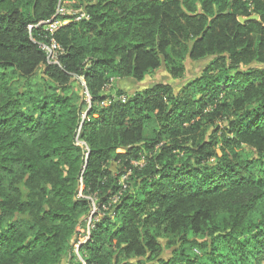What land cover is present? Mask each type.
Listing matches in <instances>:
<instances>
[{"label": "trees", "instance_id": "16d2710c", "mask_svg": "<svg viewBox=\"0 0 264 264\" xmlns=\"http://www.w3.org/2000/svg\"><path fill=\"white\" fill-rule=\"evenodd\" d=\"M64 262L264 264V0H0V264Z\"/></svg>", "mask_w": 264, "mask_h": 264}, {"label": "rangeland", "instance_id": "374dc122", "mask_svg": "<svg viewBox=\"0 0 264 264\" xmlns=\"http://www.w3.org/2000/svg\"><path fill=\"white\" fill-rule=\"evenodd\" d=\"M78 6L79 5L75 3H66V4H63L61 8L65 9L69 13H72V12H75L76 10H81L80 8H78ZM209 61H210L209 59H206V60L194 62L187 58L184 61L185 78L183 80H174L171 77V75L168 73V71L165 69V67H163L159 69L158 71L154 72L153 74H151L150 77H148L146 81H144L143 83L134 82L132 79H127L125 81L115 80L111 84L110 83L108 84L106 93L112 96V99L114 100L117 99L116 94L119 91L131 97L135 94L136 91L142 90L144 88L153 87L154 85L159 84V83L170 84L173 86L175 91L178 92L185 83L200 77L204 68L209 63ZM122 99H126V97L123 96ZM97 214L99 213L96 210L94 212L95 217L97 216ZM81 233L84 235L85 232H83L82 230ZM81 241H84V238L81 239ZM77 260H78V257H77ZM63 264H67V263L64 262Z\"/></svg>", "mask_w": 264, "mask_h": 264}, {"label": "built area", "instance_id": "2783aa9c", "mask_svg": "<svg viewBox=\"0 0 264 264\" xmlns=\"http://www.w3.org/2000/svg\"><path fill=\"white\" fill-rule=\"evenodd\" d=\"M61 7L59 8V10L57 11V14L55 15V17L51 21L43 22V23H40L39 25H48V27H49L48 31H50V33H53L59 27H61L62 25H66L71 21L80 22L82 20H89V16L83 10H76L75 12L69 13L65 9H62ZM65 16H70L73 19L61 21L60 18L65 17ZM43 50L46 52V54L48 56V62L50 64H56L57 59H58V55L62 54V52H63L62 49L54 42L52 43L51 46H43ZM123 102H125V99H123ZM125 179L126 178H124L123 180H125ZM86 239H87V237H85L84 241H82V242H85ZM78 247L79 246H76L77 249H78Z\"/></svg>", "mask_w": 264, "mask_h": 264}, {"label": "water", "instance_id": "95a60500", "mask_svg": "<svg viewBox=\"0 0 264 264\" xmlns=\"http://www.w3.org/2000/svg\"><path fill=\"white\" fill-rule=\"evenodd\" d=\"M253 21H257L259 22V17L258 16H252V17H249V18H239V22L242 23V24H246L248 22H253Z\"/></svg>", "mask_w": 264, "mask_h": 264}, {"label": "crops", "instance_id": "0c3cea01", "mask_svg": "<svg viewBox=\"0 0 264 264\" xmlns=\"http://www.w3.org/2000/svg\"><path fill=\"white\" fill-rule=\"evenodd\" d=\"M125 81V80H124Z\"/></svg>", "mask_w": 264, "mask_h": 264}]
</instances>
